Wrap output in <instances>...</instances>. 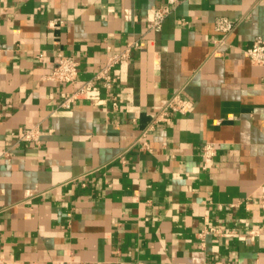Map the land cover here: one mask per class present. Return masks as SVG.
Listing matches in <instances>:
<instances>
[{
	"label": "crops",
	"instance_id": "obj_1",
	"mask_svg": "<svg viewBox=\"0 0 264 264\" xmlns=\"http://www.w3.org/2000/svg\"><path fill=\"white\" fill-rule=\"evenodd\" d=\"M168 2L0 0L10 264H264V66L244 52L264 38V0ZM127 49L101 103L62 105ZM62 54L79 62L74 83L48 78ZM176 94L180 109L156 120ZM35 126L39 144L21 138Z\"/></svg>",
	"mask_w": 264,
	"mask_h": 264
},
{
	"label": "built area",
	"instance_id": "obj_2",
	"mask_svg": "<svg viewBox=\"0 0 264 264\" xmlns=\"http://www.w3.org/2000/svg\"><path fill=\"white\" fill-rule=\"evenodd\" d=\"M177 0H169V4L176 2ZM163 5L154 8L153 19L150 23L152 29L159 30L165 17L170 13V5ZM54 21L52 25H55ZM216 28L224 35L228 34L232 29V22L227 18H219L216 22ZM245 54L252 60L253 63L264 66V38L258 37L254 40L252 46L244 50ZM130 52L128 49L122 53L109 55L106 59L105 64L99 68L92 77L85 80L76 89L65 93L63 96L62 105L70 106L74 101L79 99H90L97 103L102 102L101 88H111L117 81L114 75V68L121 63L124 59L128 58ZM80 74L79 62L76 61L72 56L59 55L58 60L53 70L48 74L49 80L62 83H74L78 80ZM181 107V100L179 94L174 95L164 106L156 120H165L167 115L173 111L179 110ZM1 114V112H0ZM41 130L38 126L30 128L22 135L23 140H29L36 144L41 141ZM203 154L210 156L214 154V147L208 143L203 146ZM213 233L219 234L221 230L212 226L204 228L200 234ZM0 264H10L9 260L3 253L0 252ZM214 264H227L223 261H217Z\"/></svg>",
	"mask_w": 264,
	"mask_h": 264
}]
</instances>
